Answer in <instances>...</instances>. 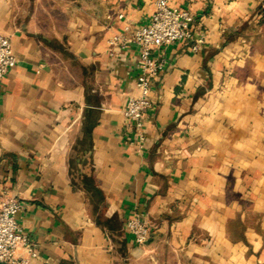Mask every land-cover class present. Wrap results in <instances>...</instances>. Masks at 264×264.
Segmentation results:
<instances>
[{"label": "crops", "instance_id": "1", "mask_svg": "<svg viewBox=\"0 0 264 264\" xmlns=\"http://www.w3.org/2000/svg\"><path fill=\"white\" fill-rule=\"evenodd\" d=\"M169 2L192 12L193 38L157 50L140 142L123 117L140 50L109 40L147 25L154 0H0L16 57L0 193L22 205L31 264H264V0Z\"/></svg>", "mask_w": 264, "mask_h": 264}, {"label": "built area", "instance_id": "2", "mask_svg": "<svg viewBox=\"0 0 264 264\" xmlns=\"http://www.w3.org/2000/svg\"><path fill=\"white\" fill-rule=\"evenodd\" d=\"M155 10L147 25L132 28L130 23L124 32L114 35L109 44L124 48L129 42L139 47V72L136 78L137 94L132 96L123 109V117L138 133L140 142L146 139L144 127L146 113L153 104L151 100L152 81L161 73L165 61L156 55L157 50L177 41L193 38L195 17L188 9L173 6L169 0H154ZM123 14L119 15L122 19ZM131 32V35L127 33ZM205 43V36L195 39L194 50ZM16 64L13 44L9 37L0 35V78ZM19 200L9 194L0 193V263L31 264L39 256L34 241L23 231L17 214L21 209ZM126 230L138 245H143L151 235V226L136 215L126 222Z\"/></svg>", "mask_w": 264, "mask_h": 264}, {"label": "water", "instance_id": "3", "mask_svg": "<svg viewBox=\"0 0 264 264\" xmlns=\"http://www.w3.org/2000/svg\"><path fill=\"white\" fill-rule=\"evenodd\" d=\"M0 264H4V263H0Z\"/></svg>", "mask_w": 264, "mask_h": 264}]
</instances>
